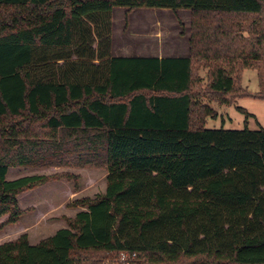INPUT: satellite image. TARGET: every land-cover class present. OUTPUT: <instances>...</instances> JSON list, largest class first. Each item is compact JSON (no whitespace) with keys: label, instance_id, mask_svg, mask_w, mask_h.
Returning <instances> with one entry per match:
<instances>
[{"label":"trees","instance_id":"trees-1","mask_svg":"<svg viewBox=\"0 0 264 264\" xmlns=\"http://www.w3.org/2000/svg\"><path fill=\"white\" fill-rule=\"evenodd\" d=\"M117 8L190 11L188 56L112 57ZM248 97L264 100V0H0V232L19 195L76 179L9 169L107 173L66 228L1 243L0 264H264V129H207L201 103Z\"/></svg>","mask_w":264,"mask_h":264},{"label":"rangeland","instance_id":"rangeland-1","mask_svg":"<svg viewBox=\"0 0 264 264\" xmlns=\"http://www.w3.org/2000/svg\"><path fill=\"white\" fill-rule=\"evenodd\" d=\"M190 18L188 10H180L174 14L167 9L143 8L126 15L124 9H114L111 15L110 53L112 57L188 56ZM98 43V40H95L93 47H98ZM71 61L79 60L73 57ZM242 85L255 95L258 91L256 73L252 70L244 71ZM201 103L208 105L218 115L217 119L206 120L207 129H264V100L254 97L242 98L227 107L206 99H202ZM59 174L70 175L76 179L63 177L19 195L18 206L23 215L16 226H8L0 232V244L26 233L29 244L36 245L53 236L58 230L66 228L67 220L74 219L75 212L80 208L73 206L74 201L83 198L94 199L105 192V167L76 166L73 162L44 168H11L6 179L12 181L22 177ZM4 219L2 218L0 223Z\"/></svg>","mask_w":264,"mask_h":264},{"label":"built area","instance_id":"built-area-1","mask_svg":"<svg viewBox=\"0 0 264 264\" xmlns=\"http://www.w3.org/2000/svg\"><path fill=\"white\" fill-rule=\"evenodd\" d=\"M136 254L121 253L119 257L112 261H106L104 264H135Z\"/></svg>","mask_w":264,"mask_h":264},{"label":"crops","instance_id":"crops-1","mask_svg":"<svg viewBox=\"0 0 264 264\" xmlns=\"http://www.w3.org/2000/svg\"><path fill=\"white\" fill-rule=\"evenodd\" d=\"M185 57H187V56L173 57V58H185ZM159 59H160V58H159ZM81 211H86V209H84V208H78V210L75 212V215H76L77 213L81 212ZM28 241H29V238H28Z\"/></svg>","mask_w":264,"mask_h":264}]
</instances>
